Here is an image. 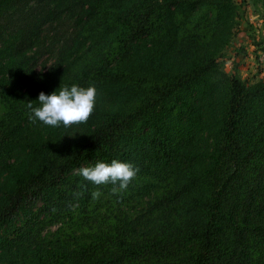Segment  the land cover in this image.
Returning a JSON list of instances; mask_svg holds the SVG:
<instances>
[{"label": "trees", "instance_id": "1", "mask_svg": "<svg viewBox=\"0 0 264 264\" xmlns=\"http://www.w3.org/2000/svg\"><path fill=\"white\" fill-rule=\"evenodd\" d=\"M237 9L0 0V264H264V80L218 62ZM73 84L87 123L30 122ZM114 159L139 169L119 194L77 174Z\"/></svg>", "mask_w": 264, "mask_h": 264}, {"label": "clouds", "instance_id": "2", "mask_svg": "<svg viewBox=\"0 0 264 264\" xmlns=\"http://www.w3.org/2000/svg\"><path fill=\"white\" fill-rule=\"evenodd\" d=\"M97 89L95 85L83 87L77 84L61 86L51 94L40 92L34 107L29 101L27 108L31 114L30 122L37 120L50 127L71 128L74 125L87 123L95 112ZM138 168L131 162L112 160L111 163L97 161L94 165L80 167L77 174L95 185L112 184L113 194L126 190L135 179ZM101 193H92L93 199H98Z\"/></svg>", "mask_w": 264, "mask_h": 264}, {"label": "rangeland", "instance_id": "3", "mask_svg": "<svg viewBox=\"0 0 264 264\" xmlns=\"http://www.w3.org/2000/svg\"><path fill=\"white\" fill-rule=\"evenodd\" d=\"M234 2L236 24L229 45L218 58L219 66L245 83L264 80V10L252 0Z\"/></svg>", "mask_w": 264, "mask_h": 264}]
</instances>
